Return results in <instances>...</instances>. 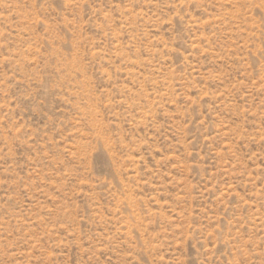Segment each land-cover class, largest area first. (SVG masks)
<instances>
[{"label": "rangeland", "instance_id": "obj_1", "mask_svg": "<svg viewBox=\"0 0 264 264\" xmlns=\"http://www.w3.org/2000/svg\"><path fill=\"white\" fill-rule=\"evenodd\" d=\"M0 264H264V0H0Z\"/></svg>", "mask_w": 264, "mask_h": 264}]
</instances>
